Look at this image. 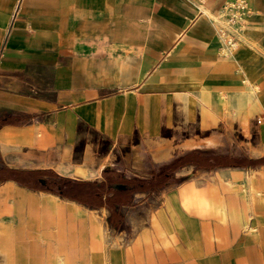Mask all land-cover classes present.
I'll list each match as a JSON object with an SVG mask.
<instances>
[{
    "label": "crops",
    "instance_id": "crops-1",
    "mask_svg": "<svg viewBox=\"0 0 264 264\" xmlns=\"http://www.w3.org/2000/svg\"><path fill=\"white\" fill-rule=\"evenodd\" d=\"M226 1L0 0V264H264V0L229 53Z\"/></svg>",
    "mask_w": 264,
    "mask_h": 264
},
{
    "label": "built area",
    "instance_id": "built-area-1",
    "mask_svg": "<svg viewBox=\"0 0 264 264\" xmlns=\"http://www.w3.org/2000/svg\"><path fill=\"white\" fill-rule=\"evenodd\" d=\"M246 0H227L211 15V20L223 44L224 53L232 52L239 44L244 29Z\"/></svg>",
    "mask_w": 264,
    "mask_h": 264
},
{
    "label": "trees",
    "instance_id": "trees-1",
    "mask_svg": "<svg viewBox=\"0 0 264 264\" xmlns=\"http://www.w3.org/2000/svg\"><path fill=\"white\" fill-rule=\"evenodd\" d=\"M139 183H140V181H139ZM56 185H57L56 188H47V189H50V190L56 191L62 195L77 198V199H79L83 193L91 195V196H95V197L99 195L98 189H97V186L99 184H94V185H92V187H89V185H88V187H83V185L64 184V183H62V181H58V184H56ZM138 185L143 186L144 184H138ZM146 186H150V185H146Z\"/></svg>",
    "mask_w": 264,
    "mask_h": 264
},
{
    "label": "rangeland",
    "instance_id": "rangeland-1",
    "mask_svg": "<svg viewBox=\"0 0 264 264\" xmlns=\"http://www.w3.org/2000/svg\"><path fill=\"white\" fill-rule=\"evenodd\" d=\"M233 146H234V149H235V148H236V147H235L236 145H225V146H224V149H225V150H226V149H230V148L233 147Z\"/></svg>",
    "mask_w": 264,
    "mask_h": 264
},
{
    "label": "water",
    "instance_id": "water-1",
    "mask_svg": "<svg viewBox=\"0 0 264 264\" xmlns=\"http://www.w3.org/2000/svg\"><path fill=\"white\" fill-rule=\"evenodd\" d=\"M114 186L117 188H123V187H125V184H115Z\"/></svg>",
    "mask_w": 264,
    "mask_h": 264
}]
</instances>
